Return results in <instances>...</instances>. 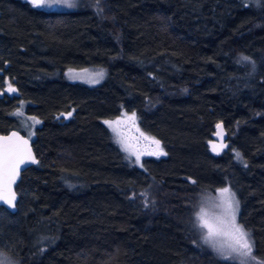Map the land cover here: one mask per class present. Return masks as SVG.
<instances>
[{
  "label": "trees",
  "instance_id": "1",
  "mask_svg": "<svg viewBox=\"0 0 264 264\" xmlns=\"http://www.w3.org/2000/svg\"><path fill=\"white\" fill-rule=\"evenodd\" d=\"M91 66L99 85L64 76ZM21 100L43 122L17 212L0 208V249L20 264H241L196 228L201 192L225 186L264 259V0H0V133L19 130ZM123 111L166 155L128 161L105 123Z\"/></svg>",
  "mask_w": 264,
  "mask_h": 264
},
{
  "label": "rangeland",
  "instance_id": "2",
  "mask_svg": "<svg viewBox=\"0 0 264 264\" xmlns=\"http://www.w3.org/2000/svg\"><path fill=\"white\" fill-rule=\"evenodd\" d=\"M26 1L32 4L31 0ZM86 1L89 0H67V2L74 5V7L69 8L66 6L65 0H45V4H50L51 7H42V9L75 10ZM101 72L103 73L102 76L99 75ZM106 74L107 72L105 68L96 66L81 69H67L64 72V76L67 80L71 82H79L88 86L101 84L105 80ZM29 104V101L21 100L19 107H17L14 111V115L18 118L20 123L18 129L33 141L37 136V128L42 125L43 121L37 116L27 114L26 109ZM17 113L20 114L18 115ZM106 121L112 122L111 126L109 124L107 125L112 132L113 139L126 154L128 161L132 165L144 168V158L146 156L158 155L161 151H164L161 144H156L155 142L148 143L146 145L144 144L145 142L142 141L143 135L141 133L139 119L136 114L133 116V113L123 111L120 116ZM118 140L120 141L119 143ZM227 147V142L221 143L214 139L211 143V149L215 153H221ZM137 156L139 157L138 161ZM223 189H228V193L222 195L221 190ZM229 195L233 197L232 208L235 213V223L247 233V238L252 246V251L251 255L247 257L239 256L237 253L233 252L231 259L228 260L237 261L239 263L243 261L244 264H264V259L258 258L255 255L251 235L239 223L238 217L240 212V203L236 193L230 186H225L216 191L201 192L198 200L195 202L194 215L200 242L217 256L221 257L217 251L204 242V237L207 235V228L201 227V216L203 217V220L213 226L214 231L218 232V235L215 236L217 241L225 244L226 246L233 242L229 224L232 212L227 209L224 203V197ZM235 202H238V207ZM2 256H7L11 261V264H20V260H18V258L13 257L8 252L0 249V257Z\"/></svg>",
  "mask_w": 264,
  "mask_h": 264
},
{
  "label": "snow or ice",
  "instance_id": "3",
  "mask_svg": "<svg viewBox=\"0 0 264 264\" xmlns=\"http://www.w3.org/2000/svg\"><path fill=\"white\" fill-rule=\"evenodd\" d=\"M34 7L42 8V7H51L50 4H45V0H31ZM66 6L71 8L74 7L72 3L67 2L65 0ZM243 59H248L247 57H244ZM99 75H103V73H99ZM98 82V81H97ZM14 91V89H11ZM18 115L20 113H17ZM70 115V113H69ZM135 114L133 113V116ZM106 124H109L111 126L112 122L105 121ZM219 127V126H218ZM15 135V133H13ZM5 140H9L10 137L3 138ZM120 141L118 140V143ZM26 143V141H25ZM156 144H159V141H155ZM161 155H166V153H163L162 151L159 153ZM237 158L239 157V153H237ZM139 160V157L137 156V161ZM22 160H16L13 157L12 150L9 147L0 146V168H4L5 166L10 167L13 172L18 170V166L20 163H22ZM33 162H35L33 160ZM14 179V177H13ZM194 183V181H193ZM5 185L0 184V192L3 191V188ZM228 193V189L221 190V194ZM15 196L12 194L11 199H7L6 197L0 195V199H6V202L9 204H12V200H14ZM224 203L229 211L232 212L231 218L229 220L230 229H231V236H232V243L228 244L227 246L215 239V236L218 235V232L214 231L213 226L209 224L207 221L203 220V217L201 216V227L207 228V235L204 237V242L206 244H209L215 251L219 253L221 258L228 260L231 259L232 253L235 252L239 256L247 257L251 255L252 246L247 238V233L244 232V230L236 225L235 223V213L232 208L233 205V197L232 196H225L224 197ZM238 207V202H235ZM14 206V205H13ZM203 211V210H202ZM0 264H11V261L7 256L0 257ZM241 264H244L243 261H241Z\"/></svg>",
  "mask_w": 264,
  "mask_h": 264
},
{
  "label": "water",
  "instance_id": "4",
  "mask_svg": "<svg viewBox=\"0 0 264 264\" xmlns=\"http://www.w3.org/2000/svg\"><path fill=\"white\" fill-rule=\"evenodd\" d=\"M13 133H15V135H13ZM5 137H10V139H3ZM213 138L221 143L227 141L228 133L224 123L220 122L216 125ZM0 146L9 147L12 150L14 159L23 161L19 164L18 170L15 172L7 166L0 168V184L5 185L0 195L7 199H11L12 194L15 196L14 200H12V204L7 203L6 199H0V208L4 207L11 213H16L18 209L17 203L20 198L16 187L22 178V173L29 167L38 165L39 159L34 150L32 140L17 129H13L7 133H0ZM33 160L35 162H33Z\"/></svg>",
  "mask_w": 264,
  "mask_h": 264
}]
</instances>
